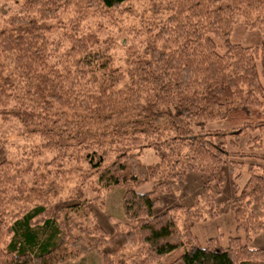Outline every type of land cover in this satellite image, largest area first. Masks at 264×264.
Segmentation results:
<instances>
[{"label":"trees","instance_id":"16d2710c","mask_svg":"<svg viewBox=\"0 0 264 264\" xmlns=\"http://www.w3.org/2000/svg\"><path fill=\"white\" fill-rule=\"evenodd\" d=\"M14 1L18 11L0 16V122L17 120L24 136L38 140L35 155L53 153L40 172L27 161L30 191H41L52 174L77 176L82 184L57 208L39 193L33 199L10 173L0 145V208L15 206L6 213L10 223L0 218V236L7 235L0 264H59L93 249L103 264L263 261L264 250L250 242L264 231V166L249 162L241 186V174L234 175L232 197L218 196L224 166L233 172L243 159L264 161V152L239 147L242 137L264 144L261 133L252 135L264 131V41L252 46L230 38L236 25L264 28V0H153L149 8L160 17L147 24L143 50L124 64L115 62L112 43L82 22L129 0ZM57 30L62 39H51ZM221 120L229 131L205 128ZM145 148L157 161L141 160ZM188 173L204 176L196 209L173 204L155 213L154 192L180 190ZM148 181L150 191L136 190ZM84 183L94 198L102 189L124 188V222L114 223L111 235L85 223L93 201H80ZM227 210L242 237L229 236L225 246L218 237L201 244L194 221Z\"/></svg>","mask_w":264,"mask_h":264},{"label":"rangeland","instance_id":"374dc122","mask_svg":"<svg viewBox=\"0 0 264 264\" xmlns=\"http://www.w3.org/2000/svg\"><path fill=\"white\" fill-rule=\"evenodd\" d=\"M151 1L153 0H129L124 5L119 6L113 10L106 17H89L83 20V28L92 29L102 37L112 43V54L117 64H124L125 58L128 55L140 53L144 47V40L147 38L145 31L149 22L156 21L160 14L152 13ZM19 3L14 0H0V16H7L17 12ZM67 22V18L64 20ZM264 28L245 29L241 25H236L231 32L230 38L234 42H239L243 45H258L260 46L264 41ZM61 32L57 30L51 36V39L60 38ZM206 129H225L229 131L231 125L225 121H214L207 123ZM261 133L264 138V131H253L252 135ZM248 137H242L239 141V147L247 152L253 151L264 152V144L259 141H250L247 143ZM39 142L36 138L24 136L21 133V124L14 119H9L6 122H0V145L5 150V158L9 161V171L11 174H16L22 178L25 189L31 194L33 199L37 198V193L42 198L47 199L54 204L56 208L60 205L58 199L64 198L70 194H74L79 184H82L80 178L77 176H64L59 178L51 175L46 184L41 187V191H30L31 182L34 174L24 172L27 161L33 160L34 165L32 170L37 172L42 171L39 164L48 162L53 156L52 152L43 151L35 155V145ZM139 157L146 164H151L157 161L156 155L151 149H142L139 151ZM245 164L240 170L231 172L227 166H224L219 172V175L224 177V186L218 196L219 201H224L232 197V182L234 175L240 173L241 176L237 183L241 186L247 177L246 165L249 162L255 165H263L264 161H256L254 159H243ZM38 167V168H37ZM204 176L188 173L184 176V184L180 190H161L157 189L154 195L159 198L158 203L154 206V212L158 213L173 204H182L184 208L194 205L197 193L200 192ZM153 188V182L148 181L136 187L137 191L146 192ZM39 189V190H40ZM84 195L81 197V202L87 200L93 201L92 210L90 213V220L86 224H96L101 226L107 235H111L114 231V223H123L124 216L121 209V198L124 192L122 186H112L109 189H102L98 198L95 193L88 187L87 183L83 184ZM3 199V194L0 195ZM32 204V203H31ZM4 213L0 208V218H6V224L10 223V214L14 213L15 206L13 204H3ZM196 209L195 206H192ZM55 208V209H56ZM205 213V209H203ZM10 213L7 216L6 213ZM192 232L197 237L201 244H204L209 237H218L221 245L225 246L228 242L229 236H241V232L235 229L233 212L227 210L226 212L217 214L215 216L205 215L200 219H196L192 226ZM7 239V235L0 236V243L3 238ZM125 250V249H124ZM130 249L126 250L129 251ZM173 254H170L169 258ZM168 258V259H169ZM59 264H103L102 257L98 250H90L83 255L67 259Z\"/></svg>","mask_w":264,"mask_h":264},{"label":"crops","instance_id":"0c3cea01","mask_svg":"<svg viewBox=\"0 0 264 264\" xmlns=\"http://www.w3.org/2000/svg\"><path fill=\"white\" fill-rule=\"evenodd\" d=\"M250 246L253 248H262L264 250V231L256 234L252 238ZM258 264H264V260L260 261Z\"/></svg>","mask_w":264,"mask_h":264}]
</instances>
